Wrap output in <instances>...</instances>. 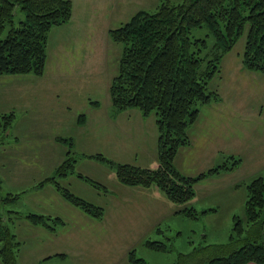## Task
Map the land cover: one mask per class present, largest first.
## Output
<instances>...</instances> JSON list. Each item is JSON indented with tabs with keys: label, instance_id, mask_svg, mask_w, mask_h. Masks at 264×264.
<instances>
[{
	"label": "crops",
	"instance_id": "obj_1",
	"mask_svg": "<svg viewBox=\"0 0 264 264\" xmlns=\"http://www.w3.org/2000/svg\"><path fill=\"white\" fill-rule=\"evenodd\" d=\"M70 1L72 11L69 21L52 26L48 31L43 74L36 76L37 79H32L35 77L32 74L0 75V112L13 110L12 124H10L13 130L16 125H19L18 122L30 117L58 120L65 127H71L80 132L87 129L84 133L86 141H89L88 145L94 146L92 150L113 151L116 154L110 155L105 152L107 154L104 155L114 161L155 168L158 164L155 114L150 113L144 116L137 108L113 112L108 94V81L110 82L115 74L109 75L108 67L99 63V58L102 56L106 62L110 56L115 57L118 54L119 58L121 47L110 39L108 35L110 28L125 22L140 9L150 10V7H155L159 0ZM232 50L230 49L222 57L220 74L211 80L212 87L219 93L220 98L217 102L212 101L201 106L196 120L188 128L189 143L178 148L174 156V165L184 175L193 176L211 167L210 157L215 159L220 152L237 156L241 162L232 170H221L219 173L197 181L194 184V196L192 201H189L192 202L190 206H193V202L200 194L199 190L205 186L206 189L208 187V192H210L209 188L222 190L225 187L232 194L242 188L248 180L258 174H264V106L253 108L241 106L243 100L240 98L242 91L240 92L241 86H239L244 82H257L262 85L264 74L247 70L241 63V51L231 55ZM225 72L227 77L223 76ZM101 73L105 74L107 86L105 95L107 105L102 106V110L99 101L97 105L90 102L93 100L91 91L84 88L95 84ZM235 83L238 84L237 92L230 89ZM2 105L5 110L2 109ZM80 114L84 115L82 123L77 122ZM45 126L49 124L46 123ZM57 128H60V124ZM62 130L60 134H53L50 138L53 141L51 158L44 164L46 167L49 166L44 176L61 162L66 153V143L56 140L58 137H69L72 141L71 149L75 148L74 137L67 136L68 132L62 133ZM196 130L198 131L194 136ZM14 131L13 134L16 136L13 139L17 140L20 135L16 130ZM102 143L109 146L108 150H101ZM13 152L16 151L13 150ZM76 152L82 155L91 154L92 151L75 150L74 153ZM29 157V153L19 152L18 160L15 162L8 160L11 165H6L8 171L1 176V183L8 181L13 184L10 190L18 189L16 192L21 194L16 201L19 199V202L21 195L28 191L23 196L25 200L33 199L34 208L26 207L27 212L34 209L39 213L49 214L52 217L54 215L61 219L54 232L31 224V231L35 233V240L39 242L45 239V236L50 239L69 240L68 243L56 244L60 247L54 251L56 256L62 253L67 258L66 249H69L68 251L72 249L71 256L78 257L77 255L82 254V261L85 263L99 264L97 261L84 259L86 251L96 255L103 253L107 256L109 255L107 249L111 248L113 243L115 245L117 241H120L121 247L123 246L126 252L142 242L156 227L164 225L176 215H183L177 212L181 206L168 200L156 186L140 187L121 184L116 179L112 168L106 163L80 156L75 162L76 167L86 158L90 168L103 166L108 172H113V175L109 177L111 184L104 185L105 190H103L109 198L102 207L104 206L103 209H105L108 205V209L104 210L102 218L94 219L64 200L52 184L36 186L34 179L37 176H31V179L28 176L20 177V169H24L31 163L28 161ZM245 161L253 166L245 169ZM215 163L212 166L216 165ZM64 179L68 180L69 185L72 179L89 184L75 174L68 175ZM22 181L26 183L31 181L33 186L28 189H26L27 186L24 187L25 185L19 186ZM1 186L5 188L7 185L1 184ZM22 187L25 191L19 192ZM44 194L48 196V199L39 200V196L41 198ZM96 194H100V191ZM61 209H64L63 212ZM208 210L205 209V211ZM212 210L214 209L210 208V211ZM66 212H72L74 218L83 221L78 225L74 224L70 213ZM19 223L20 228L28 226L26 220H21ZM41 232H45L44 236ZM62 233L68 234V239H65ZM74 240H77L79 244L73 243ZM52 255L44 254L38 261L46 260Z\"/></svg>",
	"mask_w": 264,
	"mask_h": 264
},
{
	"label": "trees",
	"instance_id": "obj_2",
	"mask_svg": "<svg viewBox=\"0 0 264 264\" xmlns=\"http://www.w3.org/2000/svg\"><path fill=\"white\" fill-rule=\"evenodd\" d=\"M156 9H140L128 20L108 30L110 39L121 45L118 68L112 77L108 94L113 112L137 108L142 115L154 113L157 128V166L142 167L117 162L101 153L81 155L106 163L121 184L127 186H156L168 200L181 206L177 211L196 218L198 212L187 203L194 196V184L203 178L232 170L241 159L228 155V160L189 176L174 165L179 147L189 143L188 128L196 120L199 106L220 98L210 89V80L220 74V60L244 36L241 63L250 71L264 74V0H159ZM70 0H0V32L8 25L6 35L0 37V75H42L46 62L47 34L52 26L64 24L71 17ZM205 25L213 41L191 38L193 28ZM97 105L98 101H90ZM12 115L5 116L9 126ZM80 114L77 122L82 123ZM6 127V128H7ZM66 143L65 157L52 175L37 183H50L71 205L94 219L103 216L101 205L89 202L62 183L75 174L92 186H105L75 170L78 158ZM244 219L233 216V226L224 244H214L212 251L197 257L194 264H264V174H258L246 184ZM7 199H15L10 194ZM5 199V200H7ZM4 201V199H3ZM205 212V210L201 211ZM17 216V212H9ZM25 219L50 231L61 222L59 217L28 213ZM0 219V264H17L19 241ZM148 249L164 251L162 241L145 239ZM205 246L196 248L200 252ZM177 264H187L179 254ZM57 256H63L58 253ZM129 264H148L136 256L135 248L127 251Z\"/></svg>",
	"mask_w": 264,
	"mask_h": 264
},
{
	"label": "rangeland",
	"instance_id": "obj_3",
	"mask_svg": "<svg viewBox=\"0 0 264 264\" xmlns=\"http://www.w3.org/2000/svg\"><path fill=\"white\" fill-rule=\"evenodd\" d=\"M172 1L177 2L180 0H172ZM155 7L154 6L150 7L149 11H154L156 9ZM8 28L9 26L6 25L2 29V31L0 32V37L3 38L6 35ZM190 36L191 38L194 37L205 38L209 46H211L213 41V38L205 25H203V27L193 28L191 30ZM244 43H245L244 36H241L236 41V44L231 48L233 49L230 52L233 53L231 55H235L236 54L235 52L241 51L243 49ZM117 58H118V54L115 57L110 56L108 60L106 59L107 62L104 61V58L102 56L99 58V63H102V65L105 64V67H108L107 72L109 75L116 74L117 72V68H118ZM223 76L227 77V73L226 72L223 73ZM32 79H37V78L35 76ZM98 79L95 84L86 86L84 88L91 91L90 95H92L91 97V99H93L92 101L94 100L99 101L100 109L102 110V106L105 107L107 105L106 96H105L107 94L105 74L101 73L100 75H98ZM108 83L110 84L109 81ZM212 83L213 82L210 80L208 84V87L210 89H213ZM241 84L239 85L241 86L240 92L242 91V97L240 98H242L243 100L241 106L252 107V108L264 106V89H263L264 79L262 85L257 82H244ZM229 85L230 83L228 84V86ZM236 87H238V84L235 83L234 85L231 86L230 89L231 90L233 89L234 92H237L238 90ZM32 89L34 90V88ZM32 97H34V95ZM201 106H199V109L201 108ZM1 107L3 110H5V107L3 105ZM9 114L13 116V110L10 109L7 111L5 110L0 112V163H1L0 164V208H1L0 219H6L7 225H9L8 227L11 229L13 233L16 234L15 238L20 243L16 256L17 264H87L84 261H82L83 260L82 254L81 256L77 255L78 257L71 256L70 254L72 253L71 251L72 249H70V251H68L69 249H66L65 254H67V258L66 255L64 257V256H56L54 254L55 249L58 247L56 246L57 243H62V242L68 243L69 240L62 241L61 239H50L47 236H45V239H48L47 241H44L45 239H43L41 242L35 240L36 237L34 236L35 233L31 231L32 223L28 222L25 219L24 215L28 213H36V214H42V213H39L34 209H31V211L27 212L26 207L28 208L29 206L30 208H34L33 199L28 198V200H25L23 196L26 195L28 191L24 192L21 195L20 202L18 201L19 199L16 201L19 194L21 193H17L16 191L18 189L15 191L16 188L14 190H10L13 184L9 183L8 181H4L3 183H1L2 182L1 176L8 171L6 165H11L9 164L8 160L10 162H15L19 158V152L22 153L27 152V154L29 153L30 156L28 161L31 163L28 164V166L25 167L24 169H20L19 176L20 177L28 176L30 177V179L31 176H35V177L37 176L34 179V182L36 186H38L37 183L39 181L43 180L47 176L52 175L53 173L55 166L50 171L49 174L44 176L45 171L49 167V166L46 167L44 164L47 163L51 158L50 151L52 150L53 141L50 138L52 137L53 134H60L59 132L62 129H63L62 133L68 132L67 136L69 135L74 137V141H75L74 149L76 151L80 152L82 150H87L88 152L92 151L91 154L101 153L103 155L107 154L105 152H108L110 155L116 153L113 151H103L104 152L103 153L100 151L92 150L91 148H94V146L88 145L89 141H86V135L84 133V131H87V129L82 130V132H80V130H75L74 128L71 127H65L64 124L59 123L58 120H41L32 117L21 120L20 122H18L19 125H16L14 128V130L17 131V134L20 135V138L15 140L13 139L14 136H16L13 134L14 130L10 128V124H12V116L10 118L11 122L9 126L8 127L5 126V122H7V119H5L4 117L7 115L9 116ZM46 123H48L49 126H45ZM59 124H60V128L58 129L57 126ZM197 131L198 130L194 132V136L195 133L197 134ZM187 132L189 134V129ZM60 138H66L71 141L69 137H58L56 140H59ZM100 145L102 146L101 150H108L109 147L108 145H104L103 143ZM74 149H72L73 152L75 151ZM13 150H15L16 152H13ZM185 151L187 153L188 151L187 148ZM77 153L78 152H76V154ZM77 156L78 158H80L81 155L77 154ZM104 156L106 157V155ZM227 156L228 154H226L225 152H220L215 159H212L210 157L211 166L212 164H214V162H216L215 164H220L222 161L226 159L228 160V158H226ZM5 160L7 162H4ZM23 160L25 159L23 158ZM88 163H89L88 160H86L85 158L82 164H80L77 167L75 166V170L102 185L111 184L109 177L110 175H113L112 171L108 172V170L103 166H102L103 168L92 167V166L90 168ZM244 163L243 164L245 169H248L250 166H253V164L249 163L248 161H245ZM39 176L42 178L39 179L38 178ZM67 181L68 180L64 179L62 180V183L66 185L69 188V190L72 193L76 194L77 196L101 206L104 203L106 204L108 202L109 197L105 195L102 189H98L92 186L90 183L84 184L74 179L70 180V185L67 184ZM248 181L245 182L244 185H242V188H240L239 190L235 191L232 194L229 193L225 189V187L222 190H219L218 188L215 189L209 188L210 192H208L207 190L208 187L207 189L205 188L206 186L200 189L198 192L200 194L197 196L195 202H193L192 204L195 207V209L198 212H200L198 214V217L190 218L184 215H176L173 218H170L164 225H162L163 227L162 226L156 227L152 232H150V234H148L143 239V240L152 239V240L162 241L167 245L166 249L164 251L148 249L142 245L143 242L142 240V242H139L134 246L136 256L142 257L143 259L146 260L148 264H177V260L180 257L179 254H184L185 256H183V260L187 264H194L197 260V257L201 256L203 252H205V256L208 255L209 252L212 251V246L214 244L227 243L229 234L231 233L232 230L231 228L233 226V221H234L233 216L237 215L238 217H241V219L245 220L243 202L247 196L246 184L248 183ZM27 183L22 181L21 183H19L20 184L19 186L25 185L24 187L27 186L26 189L33 186L32 185L33 182L28 181ZM1 184L3 186L6 185L7 186L5 188H2ZM24 187H22V190L19 192H22L23 190L25 191ZM7 190H9V192ZM97 191H100V194L97 195L96 194ZM8 194L14 196L15 199L12 200L7 199ZM32 196L34 197V195ZM41 199H48V196L46 194H44L41 198L39 196V200ZM191 203L192 202H188L187 205H191ZM43 205H45V203ZM53 206L55 205L53 204ZM210 208H213L214 210L210 211ZM107 209H108V205H106L104 210L107 211ZM205 209H209V210L201 213V211ZM61 210L63 212L64 209ZM10 211L17 212L16 213L17 216L15 217L13 216L14 214H10L9 213ZM78 211L80 210L78 209ZM66 213H70V216L74 224L78 225L80 224V222L83 221V220H79V218H74L72 216V212H66ZM43 215L48 216L50 218L54 217V215L52 217L49 214H43ZM21 220H26L28 222L27 223L28 226H25L26 228H20L19 222ZM58 224L55 226V230L57 229ZM37 225L41 226L39 224ZM50 232H54V231H50ZM41 234L42 236H44L43 234H45V232H41ZM62 235L65 239H68V234L65 235L62 233ZM73 243H78V242L77 240H74ZM202 246H205V248L201 249L200 252L195 251L196 248H201ZM110 247L111 248L107 249L109 251V255L107 256L109 257L105 256L103 253L101 255H96L93 254V252L91 251H90L91 253H88L86 251V254H84L83 258L84 259L88 258L92 261H97V263L99 264H129L127 260V251L125 252L123 246L121 247L120 241H117L115 245L113 243ZM44 254H51V255L54 254V255H52L50 258L46 260L38 261L40 259V256H44ZM98 259L100 261H98ZM88 264H92V263H88ZM248 264H255V263L248 262Z\"/></svg>",
	"mask_w": 264,
	"mask_h": 264
}]
</instances>
